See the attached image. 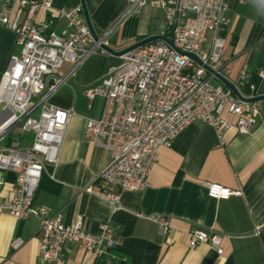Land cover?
Returning a JSON list of instances; mask_svg holds the SVG:
<instances>
[{
    "label": "built area",
    "instance_id": "built-area-1",
    "mask_svg": "<svg viewBox=\"0 0 264 264\" xmlns=\"http://www.w3.org/2000/svg\"><path fill=\"white\" fill-rule=\"evenodd\" d=\"M138 7L149 5L163 12L166 38L171 44L156 41L119 58L100 82L84 90L91 108L96 98L103 108L96 119H86L83 138L109 153L110 162L99 172L97 196L117 208L124 192L142 191L148 186L158 150L169 148L187 126L199 123L211 127L217 146L227 144L233 127L223 113L237 117L236 130L247 136L261 116L258 103L239 100L223 86L213 87L209 80L224 77L222 61L225 40L218 34L228 24L224 0H129ZM19 8L13 21L0 12V27L15 35L19 49L0 77V174H15V185L8 201L0 200V216L8 214L17 222L31 217L39 223V254L44 264H68L72 247L90 258H102L117 247L110 227L105 224L98 235L88 233L81 221L63 223L60 213L34 208L33 199L49 167L57 166L70 120L74 113L60 109L47 100L65 84L59 71L65 63H83L98 49L86 24L80 2L60 12L65 31H50L44 16L52 10L53 0H5ZM211 34L209 46L208 35ZM172 45V46H171ZM194 56L197 60L190 58ZM264 77V74H260ZM50 80L54 85L48 87ZM246 72L240 84L264 97V86L257 90ZM38 112L37 118L32 115ZM19 128L18 137L8 139ZM26 136H30L28 144ZM207 196L216 201L242 197L220 184H205ZM163 237L171 228L163 216L153 218ZM189 248L205 245L223 255V237L214 232L192 229ZM25 245L19 237L10 241V251Z\"/></svg>",
    "mask_w": 264,
    "mask_h": 264
},
{
    "label": "crops",
    "instance_id": "crops-1",
    "mask_svg": "<svg viewBox=\"0 0 264 264\" xmlns=\"http://www.w3.org/2000/svg\"><path fill=\"white\" fill-rule=\"evenodd\" d=\"M151 0H146L147 4ZM80 0H78V3ZM74 0H53L52 10L44 16L50 31L62 34L65 22L60 12L74 6ZM227 26L218 34L225 40L222 61L224 77L244 99L254 92L240 84L241 72L257 90L264 86V0H224ZM94 31L106 37L115 51H121L150 37H167L163 12L145 5L138 7L129 0H85ZM17 2L8 6L0 0V12L13 21ZM212 35H208L209 46ZM15 35L0 27V77L6 64L19 51ZM119 58L97 49L78 66L67 63L59 77L65 84L48 98L60 109L71 110L70 120L59 162L43 175L42 186L33 199V207L60 213L63 223L81 221L93 235L107 224L117 247L102 258H90L73 246L68 264H264V102L258 124L247 136L235 126L237 117L223 113L232 124L227 144L217 146L214 130L193 123L181 131L169 148L158 150L148 178V186L138 192H124L117 208L99 198L96 177L110 162L103 148L83 138L86 119H96L102 112L103 100L96 98L91 108L84 90L97 85ZM216 86H223L219 80ZM224 87V86H223ZM226 88V87H225ZM229 90V89H228ZM233 94V93H231ZM234 95V94H233ZM215 183L242 197L216 201L207 196L205 184ZM15 185V174H0V200L8 201ZM165 217L171 233L163 237L153 218ZM39 222L31 217L17 222L8 214L0 216V264H44L39 254ZM192 229L214 232L223 237V255L205 245L189 248ZM19 237L25 245L10 251V241Z\"/></svg>",
    "mask_w": 264,
    "mask_h": 264
},
{
    "label": "water",
    "instance_id": "water-1",
    "mask_svg": "<svg viewBox=\"0 0 264 264\" xmlns=\"http://www.w3.org/2000/svg\"><path fill=\"white\" fill-rule=\"evenodd\" d=\"M80 5L82 6V10H83V15H84V18H85V21H86V24L91 32V35L94 39V42L95 44H97V47L98 49L106 52L107 54H109V56H113V57H116V58H120L121 56L123 55H126L138 48H141L145 45H148V44H151L153 42H156V41H164L166 43H168L169 45L171 44L166 38L164 37H160V36H154V37H150L146 40H143V41H140V42H137L121 51H115L113 50L111 47H109L108 43L105 42V39L106 37H99L96 35L95 31H94V28H93V25L91 23V20H90V17H89V14H88V10H87V7H86V4H85V0H80ZM172 46V45H171ZM191 59H193L194 61L197 62L196 58L194 56H190ZM216 79L220 81V83H222V85L224 87H226L227 89H229L231 91V93H233L236 98H238L239 100L241 101H244V102H247V103H259V102H264V97H257V98H253V99H244L239 93L238 91L236 90L235 87L232 86V84H230L227 79L221 75H215ZM54 85V81L53 80H50L49 83H48V87H51Z\"/></svg>",
    "mask_w": 264,
    "mask_h": 264
},
{
    "label": "rangeland",
    "instance_id": "rangeland-1",
    "mask_svg": "<svg viewBox=\"0 0 264 264\" xmlns=\"http://www.w3.org/2000/svg\"><path fill=\"white\" fill-rule=\"evenodd\" d=\"M67 66H68L67 63H65V64L63 65L62 72H63V70L65 69V67H67ZM209 83H210L213 87H217V86H216V83L214 82V80H209ZM38 112H39V111L37 110V111L32 115V117H33V118H37V116H38ZM19 130H20V129L17 128V129H15L14 131H12V133L8 136V139H13V138L18 137V134L20 133ZM29 141H30V136H26L25 143L28 144Z\"/></svg>",
    "mask_w": 264,
    "mask_h": 264
},
{
    "label": "trees",
    "instance_id": "trees-1",
    "mask_svg": "<svg viewBox=\"0 0 264 264\" xmlns=\"http://www.w3.org/2000/svg\"><path fill=\"white\" fill-rule=\"evenodd\" d=\"M69 1H71V0H69ZM76 3L74 4V6L75 5H77L78 4V0H74ZM43 177H42V179H41V181H40V183H39V187L38 188H40V186H42V182H43Z\"/></svg>",
    "mask_w": 264,
    "mask_h": 264
}]
</instances>
